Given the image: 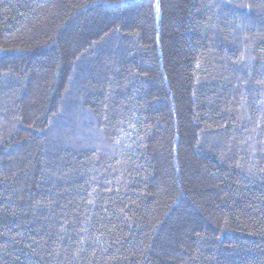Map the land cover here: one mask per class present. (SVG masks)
I'll return each mask as SVG.
<instances>
[{
    "label": "trees",
    "instance_id": "1",
    "mask_svg": "<svg viewBox=\"0 0 264 264\" xmlns=\"http://www.w3.org/2000/svg\"><path fill=\"white\" fill-rule=\"evenodd\" d=\"M0 264H264V0H0Z\"/></svg>",
    "mask_w": 264,
    "mask_h": 264
}]
</instances>
